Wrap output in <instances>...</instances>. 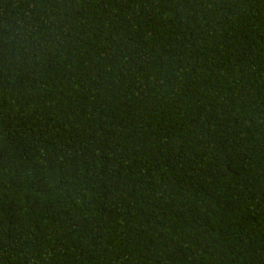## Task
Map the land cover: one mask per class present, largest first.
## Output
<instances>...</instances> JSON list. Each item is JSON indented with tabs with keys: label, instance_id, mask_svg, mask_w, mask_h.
Listing matches in <instances>:
<instances>
[{
	"label": "trees",
	"instance_id": "1",
	"mask_svg": "<svg viewBox=\"0 0 264 264\" xmlns=\"http://www.w3.org/2000/svg\"><path fill=\"white\" fill-rule=\"evenodd\" d=\"M0 264H264V0H0Z\"/></svg>",
	"mask_w": 264,
	"mask_h": 264
}]
</instances>
